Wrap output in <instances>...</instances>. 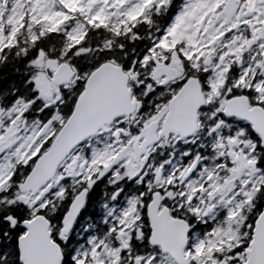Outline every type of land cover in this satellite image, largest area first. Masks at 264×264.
Wrapping results in <instances>:
<instances>
[{
	"label": "snow or ice",
	"instance_id": "obj_1",
	"mask_svg": "<svg viewBox=\"0 0 264 264\" xmlns=\"http://www.w3.org/2000/svg\"><path fill=\"white\" fill-rule=\"evenodd\" d=\"M0 264H264V0H0Z\"/></svg>",
	"mask_w": 264,
	"mask_h": 264
}]
</instances>
